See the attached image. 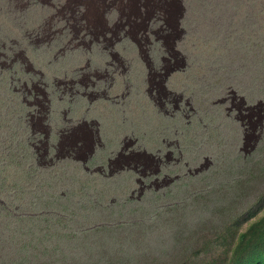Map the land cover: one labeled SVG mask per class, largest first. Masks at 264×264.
Wrapping results in <instances>:
<instances>
[{
  "label": "rangeland",
  "instance_id": "1",
  "mask_svg": "<svg viewBox=\"0 0 264 264\" xmlns=\"http://www.w3.org/2000/svg\"><path fill=\"white\" fill-rule=\"evenodd\" d=\"M113 67L101 148L59 83ZM263 212L264 0H0V264L223 260Z\"/></svg>",
  "mask_w": 264,
  "mask_h": 264
},
{
  "label": "bare ground",
  "instance_id": "2",
  "mask_svg": "<svg viewBox=\"0 0 264 264\" xmlns=\"http://www.w3.org/2000/svg\"><path fill=\"white\" fill-rule=\"evenodd\" d=\"M16 60V58H14L13 59V62ZM28 61V60H27ZM17 62V61H16ZM119 63H117V65L119 66V67H121V69H122V73H123V68H124V65H123V59H121V60H119L118 61ZM111 65H115V64H111ZM86 66H88V64L86 65ZM116 70H117V72H118V69L117 68H115ZM115 70V71H116ZM120 70V69H119ZM170 71V70H169ZM105 73H104V75H105V77H104V75H101V74H99L98 73V71L96 70V69H94L93 70V72H91V73H87L86 75H84V73H81V74H78L77 76H74V77H71L69 80H64V81H61V83H59V84H61L62 86L61 87H63V88H66L67 90H68V92L69 93H72L73 95H77V96H73V95H70L69 96V98H68V103L70 102H74V100H75V97H76V100H78L79 102H81V103H86V106L84 107V109L82 110V115L81 116H79V117H77L76 119H74V118H72L71 116H68L67 115V117H63L62 119H64V120H66L67 121V123H65L66 124V130L68 129L69 130V127L70 126H72V127H76V128H78V130L80 129L81 130V132H82V134L84 133V134H87V138L89 137V140L91 141V143L93 144L94 143V139H93V135L95 134V133H97V136H98V140H97V142L94 144V145H96V146H99V147H101V148H103L104 146H107L105 143H111V141H113V138L110 136V135H108V134H110L109 132H108V134H104L105 135V138L107 137V140L105 139V142L103 141V137H102V135H103V133L101 134V132H100V127L102 126L101 125V123H100V117H97V116H93V115H90V114H88V113H90V110H91V108H92V105L93 104H95L96 102H98L99 100H102V99H104V100H109V102L111 101L112 103H110L111 105H114L113 106V108L115 109V110H117L118 112L122 109V115H121V118H120V121H121V124L120 125H124L122 122H124V123H126V116L124 115V112L126 111V105L128 104L126 101H127V95L129 94V91H127V88H128V85L127 84H125L124 83V81H122L121 82V87H123L124 86V88L122 89L121 88V91H120V93H117V94H114L115 95V97H111L110 95H108L109 94V92H112V91H110V89L112 88V87H114V84L113 83H115L114 82V76H113V74H114V67H113V70H112V72L109 74V73H107V71L105 70L104 71ZM117 72H115L116 74H117ZM171 72V71H170ZM122 73H121V75H122ZM115 75V74H114ZM42 77H44V76H42ZM119 77V76H118ZM106 79L105 81H107V78H109L110 80L109 81H107V82H105L104 84H106V87L105 88H103V89H99V90H93V91H89V90H87L88 88V86H95V84L99 81V79ZM117 78V77H116ZM115 78V79H116ZM39 82V81H38ZM100 82V81H99ZM39 84V83H38ZM43 84L45 85V86H48V82L45 80V81H43ZM103 84V85H104ZM117 85H119V82H117ZM51 86V85H50ZM58 86V85H57ZM85 87V88H87V89H83V91L81 90H79V87ZM98 86H100V85H98ZM52 87V86H51ZM56 87V86H55ZM53 88H54V86H53ZM56 89V88H55ZM59 89V88H58ZM65 89V90H66ZM51 90V89H50ZM54 90V89H53ZM61 90V89H60ZM64 90V91H65ZM29 92H32L33 93V91H29ZM61 92V91H60ZM42 93H45V88H44V90H43V92ZM55 93V92H54ZM54 93H52V94H54ZM63 93V92H62ZM49 94H51L50 92H49ZM66 94H68V93H66ZM113 95V96H114ZM39 96V95H38ZM47 95H45V96H42V97H44L43 99H45V97H46ZM55 96V95H54ZM37 97V96H36ZM41 97V96H40ZM39 98V97H38ZM47 98V97H46ZM62 97L60 96L59 97V99H61ZM34 99V98H33ZM32 99V100H33ZM42 99V100H43ZM49 99V98H48ZM113 99H116V100H113ZM47 100V99H46ZM52 100H54V99H52ZM61 100H63V99H61ZM82 100H85V101H87V102H84V101H82ZM35 101V100H34ZM49 101V100H48ZM106 101V102H107ZM37 102V101H36ZM46 102V101H45ZM41 103H43L42 101H41ZM49 103H50V101H49ZM69 103V104H70ZM99 103H102L101 101L99 102ZM29 104H31V103H29ZM36 104V103H35ZM40 104V103H39ZM46 104V103H45ZM51 104V106H52V103H50ZM55 104V103H54ZM103 104V103H102ZM49 105V104H48ZM47 105V106H48ZM56 105V104H55ZM55 105H54V107H55ZM72 105V104H71ZM73 105H74V103H73ZM76 105H78V104H76ZM30 106V105H29ZM32 106V105H31ZM30 106V107H31ZM50 106V105H49ZM50 106V107H51ZM81 106V105H80ZM79 106V107H80ZM98 106V105H97ZM66 107V106H65ZM105 107L107 108V110H108V107H107V105H106V103H105ZM105 107H100L101 109L102 108H105ZM41 108V107H40ZM56 108V107H55ZM64 108V107H63ZM73 108V107H72ZM70 106H68V108L67 109H65V110H63V111H60V113H61V115H62V113L64 114V113H67V111H69L70 109H72ZM96 108V107H95ZM49 109V108H48ZM57 110H59L60 109V107L59 108H56ZM62 109V108H61ZM74 109V108H73ZM32 111V110H31ZM43 111V110H42ZM56 111V110H55ZM93 111H94V108H93ZM70 112V111H69ZM47 113V112H46ZM49 113H51V110H50V112ZM57 113V112H56ZM74 113V112H73ZM73 113H71L72 115H73ZM76 113H77V111H76ZM35 114V113H34ZM48 114V113H47ZM70 114V115H71ZM41 115V114H40ZM36 116V115H35ZM44 116H45V114H44ZM76 116H77V114H76ZM43 117V116H42ZM41 117V118H42ZM30 118V117H29ZM40 118V119H41ZM44 118V117H43ZM54 118H52V120H53ZM42 120V119H41ZM45 120V119H44ZM50 120V119H49ZM55 120V119H54ZM63 120V121H64ZM59 121H62V120H59ZM119 121V120H118ZM30 122V121H29ZM28 122V123H29ZM32 122H33V120H32ZM41 122V121H40ZM43 122V121H42ZM50 123V122H49ZM61 123V122H60ZM63 123L64 122H62L61 124L63 125ZM33 124V123H32ZM51 124V123H50ZM118 124V123H117ZM42 125V124H41ZM59 125V124H58ZM116 125V124H115ZM44 126H50L47 122L44 124ZM54 126V125H53ZM64 126V125H63ZM121 126H119V128H120ZM33 128V127H32ZM35 128V127H34ZM61 128V127H60ZM60 128H59V131L60 132H62V130H60ZM102 128V127H101ZM41 129V128H40ZM39 129V130H40ZM46 129H47V127H46ZM34 130V129H33ZM44 130V129H43ZM71 130V129H70ZM53 131V130H52ZM104 131V130H103ZM44 132V131H43ZM46 132V131H45ZM51 132V131H50ZM55 132V131H54ZM73 132V131H72ZM79 132V131H78ZM38 133V132H37ZM64 134V133H63ZM48 135V134H47ZM51 135V134H50ZM66 136V135H65ZM46 138H47V136H45ZM64 137V136H63ZM62 137V138H63ZM38 139V138H37ZM50 139H51V136H50ZM47 140V139H46ZM48 141V140H47ZM46 141V144L50 141H48L47 142ZM57 141V140H56ZM55 141V142H56ZM80 140H78L77 139V141L74 143H71V145L72 144H74L75 146L78 144V142H79ZM81 141L83 142L84 140L81 138ZM107 141V142H106ZM54 142V143H55ZM54 143L52 144V147L53 148H55L56 146L54 145ZM51 144V143H50ZM65 144V143H64ZM70 144V143H69ZM61 145H62V143H61ZM70 145V146H71ZM108 146H109V144H108ZM63 147V146H62ZM91 147H92V145H91ZM47 149V148H46ZM89 149H93V148H89ZM85 152V151H84ZM92 153V152H91ZM87 154V153H86ZM76 155V154H75ZM89 155V154H88ZM117 156V155H116ZM115 156V157H116Z\"/></svg>",
  "mask_w": 264,
  "mask_h": 264
},
{
  "label": "trees",
  "instance_id": "3",
  "mask_svg": "<svg viewBox=\"0 0 264 264\" xmlns=\"http://www.w3.org/2000/svg\"><path fill=\"white\" fill-rule=\"evenodd\" d=\"M74 236L75 234L67 235ZM63 237L66 238V234H63ZM204 248L203 246L202 249ZM202 264H264V212L259 218L250 221L245 230L239 233L238 241L229 251V257L223 260L213 258Z\"/></svg>",
  "mask_w": 264,
  "mask_h": 264
}]
</instances>
